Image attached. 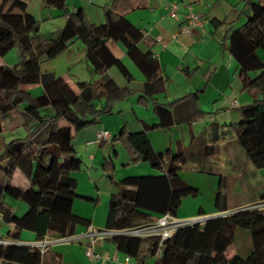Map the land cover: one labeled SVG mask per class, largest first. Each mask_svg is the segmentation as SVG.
<instances>
[{
    "label": "trees",
    "instance_id": "trees-1",
    "mask_svg": "<svg viewBox=\"0 0 264 264\" xmlns=\"http://www.w3.org/2000/svg\"><path fill=\"white\" fill-rule=\"evenodd\" d=\"M242 1L248 8L246 18L238 27L227 29L225 45L237 62L241 89L252 98L240 108L236 142L256 168H264V58L258 54L264 52V5L255 0ZM143 2L109 0L102 5L104 21L93 23L82 7L70 11L68 0H43L45 7L57 11L55 16L66 17L62 27L43 33L40 20L28 11L26 2L0 0V56L17 46L19 60L13 65L0 64V216L2 224L8 226L0 237L17 241L23 229L38 237H61L73 234L77 224H87L72 208L77 196L73 173L83 162L76 155L74 136L96 123L102 114L110 113L112 103L128 94L127 88L119 87L107 72L117 65L129 78L106 46L108 39L124 38L128 55L145 71L146 78L157 75V59L137 48L142 31L125 16ZM19 24L21 30L16 28ZM76 39L83 42L84 55L97 77L77 81L74 90L63 76L41 71L40 65ZM24 84H40L42 91L32 95L20 87ZM96 102L101 105L97 107ZM154 112L160 118L158 123L138 131L122 126L111 136L122 145L128 163L147 162L158 173L115 181L112 158L103 161V175L116 188L108 199L106 228H126L165 213L176 216L182 198L198 193L178 173L187 162L184 151L158 153L152 148L146 129L169 123L163 120L168 111L162 104L156 103ZM220 197L218 191L216 211L229 209L220 208ZM8 198L22 200L25 210L16 213ZM237 228L250 233L251 250L246 256L236 253L226 258L224 251ZM109 239L139 264L152 257L154 264H264V207L240 208L179 228L162 245L153 238L128 235ZM41 259L37 247L0 244L1 264H41Z\"/></svg>",
    "mask_w": 264,
    "mask_h": 264
},
{
    "label": "crops",
    "instance_id": "crops-1",
    "mask_svg": "<svg viewBox=\"0 0 264 264\" xmlns=\"http://www.w3.org/2000/svg\"><path fill=\"white\" fill-rule=\"evenodd\" d=\"M23 1L28 11L40 20V32L47 33L63 26L66 17L55 16L57 11L45 7L43 0ZM107 1L68 0V8L74 11L82 7L90 22L101 23L104 21L102 5ZM255 1L264 5V0ZM170 2H176V8L171 9ZM188 6L202 13L204 22L185 32L181 27ZM247 12L242 0H144L142 5L125 13L142 31L137 48L141 52L149 51L157 59L158 73L151 79L146 78L145 71L128 55L124 38L106 41L129 78L117 65L110 66L107 72L119 87L127 88L128 94L112 103L110 113L102 114L96 123L75 133V152L85 165L73 173L77 196L72 208L87 220V224H77L74 234H83L89 226H105L108 199L116 190L113 181L103 175L102 163L106 158L113 160L115 181L130 175L158 173L147 162L128 163L117 140L92 142L99 129H107L113 136L122 126L128 131H138L158 123L160 118L154 112L156 103L168 111L163 120L169 123L165 127L146 129L152 148L158 153L168 149L184 151L187 162L178 173L198 189L195 196L182 198L176 218L215 212L218 191L220 208L244 206L264 196V168H256L236 142L235 125L240 120V108L252 98L241 89L237 62L225 47L227 29L241 25ZM84 53L83 42L76 39L56 56L61 57L58 60H43L47 61L44 71L63 76L71 88L77 90L75 84L79 78L92 80L97 77ZM258 54L264 58V52L258 51ZM143 67L148 69L146 65ZM33 85L20 87L28 89ZM100 105L101 102H96L97 107ZM19 206L23 212L25 207ZM0 225V235H3L8 226ZM38 238L33 231L23 229L20 232V240ZM88 241L87 237L80 236L70 242L52 243L42 255L41 264H128L124 261L126 254L118 250L109 237L94 239L93 251L99 256L89 258L85 254ZM251 247L250 233L237 228L224 255L226 258L236 253L246 256ZM132 261V264H139L133 258ZM143 264H154V258L146 259Z\"/></svg>",
    "mask_w": 264,
    "mask_h": 264
},
{
    "label": "built area",
    "instance_id": "built-area-1",
    "mask_svg": "<svg viewBox=\"0 0 264 264\" xmlns=\"http://www.w3.org/2000/svg\"><path fill=\"white\" fill-rule=\"evenodd\" d=\"M169 6L171 9L176 8V2H170ZM188 11L185 14V21L181 27V29L185 32H190V30L194 27L202 26L204 22V15L200 12L192 11L190 6L187 7ZM111 138V134L107 129H99L95 132L94 138L92 142H102L103 140H109ZM264 207V199H258L251 204H247L244 206H238L234 208H229L222 211H216L212 213H203L197 214L195 216L187 217V218H176L175 216L165 213L160 215L153 220L143 222L140 224L132 225L126 228L115 229V228H96L89 226L83 234L76 235L70 234L61 237H52L49 235H43L42 237L36 240H17L12 241L7 238L0 237V244H18L23 246H33L37 247L40 253L43 255L46 251L47 247L55 242H70L73 241L80 236H85L89 239V241L85 244V254L89 258H96L99 255L93 251V241L96 237H112L114 235H128L135 236L141 238H153L157 241L158 245H162L164 240L168 239L176 230L179 228H184L191 225H198L203 223L209 218L215 216H222L226 214L233 213L235 210L240 208H261ZM198 224H195L197 223ZM1 216H0V224H1ZM124 261L128 264H132V258L129 255L124 256Z\"/></svg>",
    "mask_w": 264,
    "mask_h": 264
},
{
    "label": "rangeland",
    "instance_id": "rangeland-1",
    "mask_svg": "<svg viewBox=\"0 0 264 264\" xmlns=\"http://www.w3.org/2000/svg\"><path fill=\"white\" fill-rule=\"evenodd\" d=\"M16 28H17V30H21L23 28V26L21 24H19L16 26ZM17 50H18L17 46H14L6 54H4L3 56H0V63H7L9 65H13V64L17 63L19 61ZM53 58L54 59H52V60H58L61 57H53ZM46 60H49V59H46ZM46 62L47 61L42 60L41 66H40L41 71H44V67H45L44 65L46 64ZM69 73H71V71ZM76 79L77 78H72V80H74V81ZM79 79L82 80L84 78H79ZM22 86H24V85H22ZM28 90L31 92L32 95H37V94L41 93L42 87L40 84H34L32 87L28 88ZM97 160H98V157H97ZM84 165H85V162H82V168H84ZM144 175H146V174H144ZM203 176H207V175H203ZM107 178H109V177H107ZM8 200H10V202L15 206L16 213H18V214L20 213V210H19L20 206L18 207V204H21V206H23V208L25 207V203L22 200H16V199H12V198H8ZM192 207L194 208L195 206H192ZM186 208H189V206H186ZM194 211H196V210H194Z\"/></svg>",
    "mask_w": 264,
    "mask_h": 264
},
{
    "label": "water",
    "instance_id": "water-1",
    "mask_svg": "<svg viewBox=\"0 0 264 264\" xmlns=\"http://www.w3.org/2000/svg\"><path fill=\"white\" fill-rule=\"evenodd\" d=\"M195 224H198V222H197V223H195Z\"/></svg>",
    "mask_w": 264,
    "mask_h": 264
}]
</instances>
